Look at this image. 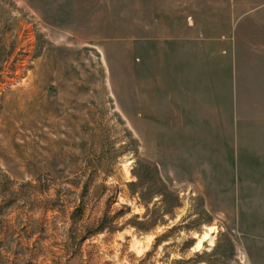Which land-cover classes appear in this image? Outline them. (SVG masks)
Segmentation results:
<instances>
[{
	"label": "rangeland",
	"instance_id": "obj_1",
	"mask_svg": "<svg viewBox=\"0 0 264 264\" xmlns=\"http://www.w3.org/2000/svg\"><path fill=\"white\" fill-rule=\"evenodd\" d=\"M263 17L264 0H0V264H264V202L199 152L167 59L188 24L262 38Z\"/></svg>",
	"mask_w": 264,
	"mask_h": 264
},
{
	"label": "crops",
	"instance_id": "obj_2",
	"mask_svg": "<svg viewBox=\"0 0 264 264\" xmlns=\"http://www.w3.org/2000/svg\"><path fill=\"white\" fill-rule=\"evenodd\" d=\"M211 21L229 25V32L194 34L188 24L187 34L168 40V63L174 67L181 60L184 73L183 85L172 86V107L183 122L193 114L199 152L214 153L215 162L223 163L214 167L231 170L236 199L264 202V17L247 23L260 28L262 38L246 29L233 34L227 19ZM174 91L181 92V102Z\"/></svg>",
	"mask_w": 264,
	"mask_h": 264
},
{
	"label": "trees",
	"instance_id": "obj_3",
	"mask_svg": "<svg viewBox=\"0 0 264 264\" xmlns=\"http://www.w3.org/2000/svg\"><path fill=\"white\" fill-rule=\"evenodd\" d=\"M80 212V207L76 208V213ZM107 217H103L100 219V223L99 225L97 226V230L95 232V234H99V233H102L104 231H107L108 229H111V228H107ZM110 227V226H108ZM136 228H137V225H136Z\"/></svg>",
	"mask_w": 264,
	"mask_h": 264
}]
</instances>
